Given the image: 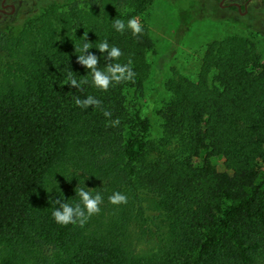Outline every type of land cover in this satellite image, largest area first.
Returning a JSON list of instances; mask_svg holds the SVG:
<instances>
[{"label": "trees", "instance_id": "obj_1", "mask_svg": "<svg viewBox=\"0 0 264 264\" xmlns=\"http://www.w3.org/2000/svg\"><path fill=\"white\" fill-rule=\"evenodd\" d=\"M150 3L54 0L0 31V264H264V61L244 36L209 42L195 77L167 81L152 137L128 106L151 73ZM130 17L141 33L115 31ZM85 36V58L131 61L134 77L92 86L77 58ZM104 41L118 61L96 49ZM69 72L88 83L70 86ZM89 95L99 107L75 105ZM84 181L100 212L56 223L53 202L79 203ZM114 191L127 202L109 203Z\"/></svg>", "mask_w": 264, "mask_h": 264}, {"label": "rangeland", "instance_id": "obj_2", "mask_svg": "<svg viewBox=\"0 0 264 264\" xmlns=\"http://www.w3.org/2000/svg\"><path fill=\"white\" fill-rule=\"evenodd\" d=\"M51 1L54 0H38L35 6ZM228 3L226 1L221 6L220 0H151L144 16L145 24L156 41L154 51L148 55L151 73L142 92L130 93L128 106L135 116L150 119L152 137L157 138L161 134L159 111L170 97L167 81L176 73L195 77L209 42L234 35L244 36L255 43L264 61V28L260 30L259 26L260 15L264 11L257 7L259 2L250 3L241 12L225 6ZM26 9L23 7V11ZM24 17L20 14L11 25L0 24V31L18 28ZM137 19L141 24L142 18ZM242 21L248 25L241 24ZM217 166L223 170L220 163Z\"/></svg>", "mask_w": 264, "mask_h": 264}, {"label": "clouds", "instance_id": "obj_3", "mask_svg": "<svg viewBox=\"0 0 264 264\" xmlns=\"http://www.w3.org/2000/svg\"><path fill=\"white\" fill-rule=\"evenodd\" d=\"M113 28L120 33H123L126 29L130 30L133 35L142 32V26L136 17H130L126 23L121 18H115ZM86 38L87 36H85L83 47L79 49L81 54L78 55L77 58L78 62L90 70L89 74L91 76L92 86L101 91H107L110 84L119 83L122 80H131L134 77L135 74L130 67L131 61H129L128 64L115 62L106 65L103 70L97 68L98 58L96 56L91 54L88 55L87 58L84 56V52L91 48V44L86 42ZM96 49L101 53L106 52L107 58L113 61H118L122 55V52L118 47H110L107 41L99 43ZM66 79L68 81L67 84L77 89H79L82 84L88 83L87 80L77 81V79L72 76L71 72L67 74ZM74 102L75 105L81 109H87L89 106L99 107L101 104L99 99H96L91 95L84 99L77 97ZM103 115L105 117H110L111 113L104 111ZM118 123V120L111 121L112 126H115ZM85 181L84 186L75 192V195L79 197V203H61L59 199L53 202L59 205L58 207L53 208L51 212L52 218L56 223L61 225L78 223L82 227L92 215L100 212L99 205L103 202V197L99 192L93 194L92 192L87 191L86 189H88V187L85 186ZM108 201L113 205L124 204L127 202V197L118 191H114L112 195L108 197Z\"/></svg>", "mask_w": 264, "mask_h": 264}, {"label": "flooded vegetation", "instance_id": "obj_4", "mask_svg": "<svg viewBox=\"0 0 264 264\" xmlns=\"http://www.w3.org/2000/svg\"><path fill=\"white\" fill-rule=\"evenodd\" d=\"M226 1L229 3L225 6L240 12L242 8L246 9L250 3L254 5V2H259V5L256 4L257 7H260V9H263L262 11H264V0H220L221 6ZM37 2L38 0H0V24L11 25L17 20L20 14H23L25 16L24 18H27L30 15L38 13L45 5L48 4L46 2L40 4L41 6H35ZM31 3H33V5ZM29 5H31V7H29ZM25 6L27 9L23 11V7ZM260 16L264 19V12H262Z\"/></svg>", "mask_w": 264, "mask_h": 264}]
</instances>
